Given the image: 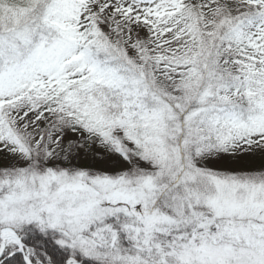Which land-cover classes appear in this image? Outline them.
I'll use <instances>...</instances> for the list:
<instances>
[{
  "label": "snow or ice",
  "instance_id": "1",
  "mask_svg": "<svg viewBox=\"0 0 264 264\" xmlns=\"http://www.w3.org/2000/svg\"><path fill=\"white\" fill-rule=\"evenodd\" d=\"M0 264H264V0H0Z\"/></svg>",
  "mask_w": 264,
  "mask_h": 264
}]
</instances>
